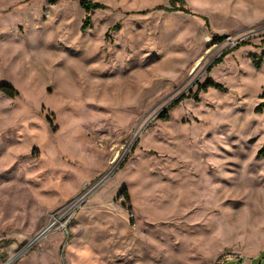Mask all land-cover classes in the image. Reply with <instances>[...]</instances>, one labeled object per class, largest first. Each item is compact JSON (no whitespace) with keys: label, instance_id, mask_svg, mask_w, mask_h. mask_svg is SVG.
Masks as SVG:
<instances>
[{"label":"rangeland","instance_id":"374dc122","mask_svg":"<svg viewBox=\"0 0 264 264\" xmlns=\"http://www.w3.org/2000/svg\"><path fill=\"white\" fill-rule=\"evenodd\" d=\"M90 1L0 0V264H264V0Z\"/></svg>","mask_w":264,"mask_h":264},{"label":"trees","instance_id":"16d2710c","mask_svg":"<svg viewBox=\"0 0 264 264\" xmlns=\"http://www.w3.org/2000/svg\"><path fill=\"white\" fill-rule=\"evenodd\" d=\"M80 4L85 9L86 14H87L85 25L83 26V30H85L86 28L91 26V14L94 11L102 10V9H106L107 8V6L102 4V3L92 2L90 0H80ZM154 10H161V11L171 12V13L172 12H182V13H185V14L194 15V13H192L187 8L185 0H169V6L160 5V6L156 7V8H154ZM204 20L206 21V24H208V21L205 18H204ZM117 27L118 26L113 27L112 30H116ZM223 38H224V36L215 35L214 36V41H216L215 43H218V42L222 41ZM262 42L264 43V37H263ZM246 44H248V43L241 42V43L237 44L234 48L229 50L227 53H230L231 51L236 50L239 47L244 46ZM227 53H225L223 55V57ZM223 57L217 59L214 64L222 62ZM256 67H260V65L257 64ZM207 86H213V87H216L218 89H222L221 85H219V84H217V83H215V82H213L211 80L207 81ZM0 91L3 92L5 95H7L10 98H14V97L18 96V92L13 87H10V86H7V85L0 86ZM199 92H200V90H198V92L196 94H194L193 97L197 98ZM184 98L185 97L177 100L174 105H176L179 102H181ZM262 99L264 100V93L262 95ZM256 111L259 112V113H262L264 111V101H263V103H261L257 107ZM259 155L264 157V146L259 150ZM126 198H128V195H126Z\"/></svg>","mask_w":264,"mask_h":264},{"label":"built area","instance_id":"2783aa9c","mask_svg":"<svg viewBox=\"0 0 264 264\" xmlns=\"http://www.w3.org/2000/svg\"><path fill=\"white\" fill-rule=\"evenodd\" d=\"M212 264H255L253 261L248 260L242 256L224 253L217 257Z\"/></svg>","mask_w":264,"mask_h":264},{"label":"water","instance_id":"95a60500","mask_svg":"<svg viewBox=\"0 0 264 264\" xmlns=\"http://www.w3.org/2000/svg\"><path fill=\"white\" fill-rule=\"evenodd\" d=\"M201 64V63H200ZM199 64V65H200ZM199 65L197 66V67H199ZM111 175V174H110ZM46 231H47V229L40 235V236H38L35 240H37L38 238H40L42 235H44L45 233H46Z\"/></svg>","mask_w":264,"mask_h":264}]
</instances>
